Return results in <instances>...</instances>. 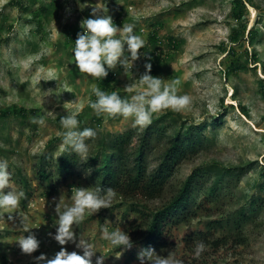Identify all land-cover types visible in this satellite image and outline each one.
Here are the masks:
<instances>
[{
	"label": "rangeland",
	"instance_id": "374dc122",
	"mask_svg": "<svg viewBox=\"0 0 264 264\" xmlns=\"http://www.w3.org/2000/svg\"><path fill=\"white\" fill-rule=\"evenodd\" d=\"M92 7L100 10L98 14L111 15L117 26L134 23L135 33L145 41L140 58L132 62L127 74L119 64L108 70L112 91L104 92L116 91L130 99L125 85H134V92L146 90L139 77L146 70L144 54L153 50L162 58L155 77L165 84L178 79L177 94H187L191 103L181 112L155 113L152 120L162 115L169 122L177 118V128L207 123L204 132L210 142L180 163L161 196L147 198L116 191L110 208L94 215L86 213L84 222L74 225L76 242L64 247L82 254L76 243L83 235L95 246L93 264L100 255L106 257L104 264H141L137 254L144 249L147 236L145 214L163 208L194 169L235 167L243 174L233 188L222 190L226 198L212 203L211 214L199 211L188 222L171 226L156 255L174 254L183 264H264V0H0V160L8 162L11 187L26 194L19 211L40 241L33 256L45 253L52 257L60 250L48 233L55 235L54 207L61 196L63 204H71L72 187L95 188L81 159L62 171L52 165L62 155H74L62 143L65 129L60 117L75 114L78 130L87 127L96 131V138L86 141L88 157L99 151L101 136L108 139L112 133L131 129L138 134L142 130L133 126L132 119L97 116L90 107L97 99L92 89L102 90V79L78 71L73 36L82 31L80 21L90 16ZM150 35L155 39L151 41ZM124 55L128 56L127 51ZM8 109L11 113L2 115ZM19 109H25L27 115H21ZM41 116L43 126L31 122ZM216 119L221 123L212 124ZM42 155L51 161L47 180L37 178ZM155 164L153 158L149 160V167ZM202 197L195 193L194 202ZM251 200L256 212L238 241L231 238L224 220L241 205L249 207ZM13 215L17 216L15 223L0 210V264H34L33 256L22 255L16 245L17 238L28 233L23 232L18 214ZM214 220L223 221V226L212 228ZM105 226L109 231L120 228L127 232L133 247L123 251L103 240ZM210 229L226 242L218 247L201 238L187 242L190 233ZM199 241L206 248L195 258ZM121 251L123 256L116 259Z\"/></svg>",
	"mask_w": 264,
	"mask_h": 264
},
{
	"label": "clouds",
	"instance_id": "9594fccd",
	"mask_svg": "<svg viewBox=\"0 0 264 264\" xmlns=\"http://www.w3.org/2000/svg\"><path fill=\"white\" fill-rule=\"evenodd\" d=\"M89 5H85L88 7ZM85 7H80L83 10ZM70 12V9H66ZM99 9L92 7L89 17L80 21L82 31L77 33L74 48V63L78 71L93 79H105L110 69H115L119 64L124 73L127 74L133 67L134 61L140 58L141 49L145 46L144 39L135 33L136 25L134 23H123V26H117L111 15H101ZM125 51L128 56L125 57ZM123 57V59H121ZM150 61L151 57L147 56ZM145 72L139 77V84L146 90L134 92V85H125L124 91L131 94L130 99L121 97L118 92L106 93L98 87H93L92 91L97 97L90 107L97 116L107 115L112 118L120 116L125 120L132 119L133 126L143 129L151 125L152 116L164 110L181 112L190 103V97L178 95L177 85L180 81L173 80L170 84L151 75V63L145 64ZM74 103V102H73ZM32 123L43 126L45 120L43 116L33 117ZM61 126L65 129L63 132L62 143L70 148L73 153L80 157L82 161L88 160L89 146L87 140L95 139L97 133L92 128L79 129V120L75 114H68L60 117ZM91 169H89V173ZM11 173L8 170V162L0 160V210L8 214L7 219L15 223L18 214L23 232L27 235H21L17 238L16 245L22 255L33 256L39 251L40 241L34 232L26 225L27 217L20 210L21 200L26 199L23 191L14 190L11 187ZM5 189H9L5 191ZM116 191L112 187L101 190L99 186L95 188L72 187L71 204H63V197L55 203L54 212L57 217L56 232L48 235L54 239L60 250L52 257L41 253L39 256H33L34 264H93L92 257L96 254L95 246L81 235L79 242L76 243L77 249L81 252H69L65 245L69 242H76V232L74 225L79 226L84 222L86 213L94 215L101 209H108L112 206L116 198ZM55 202V198H53ZM63 204V207H62ZM101 237L111 246L122 248L123 251L130 250L133 242L130 235L120 228L109 231L108 227H103ZM206 245L199 241L195 246V258H199L205 251ZM121 251L116 259L123 256ZM105 256H97L95 264H104ZM137 259L141 264L148 261L149 264H183L180 259H175L174 254L167 257L156 255L152 247L142 249L137 254Z\"/></svg>",
	"mask_w": 264,
	"mask_h": 264
},
{
	"label": "trees",
	"instance_id": "16d2710c",
	"mask_svg": "<svg viewBox=\"0 0 264 264\" xmlns=\"http://www.w3.org/2000/svg\"><path fill=\"white\" fill-rule=\"evenodd\" d=\"M76 37L77 35L73 36L74 41ZM149 39L152 41L155 38L150 35ZM144 55L146 59L147 56L151 57L150 61L147 59L146 64L151 63V75L155 76L162 68L161 56L153 50H147ZM109 75L102 80V91H112L110 72ZM262 93L264 94V90ZM17 112L27 115L25 109H19ZM10 113V109H8L3 111L2 115L7 116ZM167 120L166 116H159L138 134L130 129L122 133H112L108 139L101 136L98 140L99 151L81 163L84 169H91L89 180L95 187L99 186L102 192L104 189L112 187L115 191L123 194L128 193L147 198L161 196L180 163L186 158L196 156L206 149L210 142L209 136L204 132L207 123L181 125L177 128V118L171 122ZM220 123L217 119L212 122L216 125ZM134 138H136V143H133ZM47 157L42 155L39 159L38 179L47 180L51 177L52 169L49 167L51 161ZM152 158L156 164L149 167V160ZM79 160L80 157L75 153L70 157L62 155L52 165L55 166V170L62 171L70 169ZM242 174L243 172L235 167L203 166L202 169H194L186 176L180 189L173 194L163 208L145 214L147 236L143 244L144 249L152 247L156 250L165 244L164 236L171 226L188 222L199 211L208 210L207 213L211 214L212 203L220 202L226 198L223 192L233 188V183ZM228 177L231 179L229 180ZM222 190L224 191L222 192ZM195 193L203 195L202 200L198 203L194 202ZM253 205L254 202L251 200L249 207L241 205L228 214L224 222L231 238L238 241L243 239L244 228L256 212ZM211 224L212 228L219 227L223 226V221L214 220ZM198 238L206 243L210 242L216 247L226 242L222 237H215L211 229L204 232H192L186 240L192 244Z\"/></svg>",
	"mask_w": 264,
	"mask_h": 264
}]
</instances>
